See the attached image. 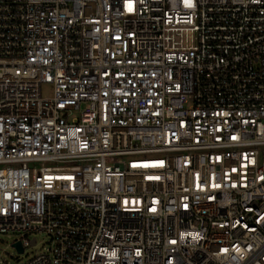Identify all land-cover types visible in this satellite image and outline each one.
<instances>
[{"label": "built area", "instance_id": "built-area-1", "mask_svg": "<svg viewBox=\"0 0 264 264\" xmlns=\"http://www.w3.org/2000/svg\"><path fill=\"white\" fill-rule=\"evenodd\" d=\"M0 233L264 264V0H0Z\"/></svg>", "mask_w": 264, "mask_h": 264}, {"label": "rangeland", "instance_id": "rangeland-1", "mask_svg": "<svg viewBox=\"0 0 264 264\" xmlns=\"http://www.w3.org/2000/svg\"><path fill=\"white\" fill-rule=\"evenodd\" d=\"M52 91L51 85H43L41 92L43 95H50ZM33 236H30V239ZM37 244L33 247L25 248V252L20 254L17 252L12 243L18 236L14 233H0V264H19L26 257L33 255L39 251H42L45 246L48 237L44 234H36Z\"/></svg>", "mask_w": 264, "mask_h": 264}, {"label": "water", "instance_id": "water-1", "mask_svg": "<svg viewBox=\"0 0 264 264\" xmlns=\"http://www.w3.org/2000/svg\"><path fill=\"white\" fill-rule=\"evenodd\" d=\"M13 247H15V249H16L19 253H21V252L23 251L20 242H15V243L13 244Z\"/></svg>", "mask_w": 264, "mask_h": 264}]
</instances>
